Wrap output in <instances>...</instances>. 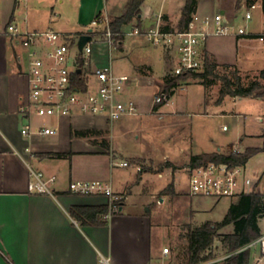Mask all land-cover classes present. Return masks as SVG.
<instances>
[{
  "label": "crops",
  "instance_id": "crops-1",
  "mask_svg": "<svg viewBox=\"0 0 264 264\" xmlns=\"http://www.w3.org/2000/svg\"><path fill=\"white\" fill-rule=\"evenodd\" d=\"M68 1L77 10L75 29L67 28L71 19L66 17L63 21V16L57 21L47 19L37 26L28 18V12L24 24H20L15 14L16 5L8 8V0L7 6L0 10V264H98L101 255L111 257L114 264H170L172 256H169L170 251L164 252L166 245L160 248L153 241L151 213L139 211V207L149 204L159 190L166 189V181L160 180L164 176L157 178L151 171L138 170L135 160L153 158L136 152L123 153L113 134V128H122L125 124L123 119L132 115L110 122L103 115L74 114L53 119L52 123L58 127L54 135L37 134L29 138L21 133L23 125L31 123L37 126L42 123V119L24 115L20 111L28 94V79L24 66L20 63V56H24L25 50L6 33L7 24L14 22L30 30L80 31L98 15H121L129 0ZM185 2L186 0H172L168 4L167 0H163L158 12H154L150 6L144 7L143 3L140 20H134L124 29L138 26L145 31L157 25L159 15H162V24L165 15L172 26H175ZM258 6L264 15L261 4L258 3ZM242 11L243 8H237V0H198L196 13L201 16L226 15L234 23L238 13ZM248 32L251 34H212L202 43V50L209 54L218 67L228 65L242 72H260L264 68H258L257 62L264 61V37L261 39L264 29L250 28ZM132 37L128 47L125 46V37L119 49L122 52H129V49L130 52H135L136 59L130 65L132 72H117L138 76V80L127 88L125 97L137 101L140 114H149L152 110V97L141 98L138 89L140 91L142 88L147 92L151 87L158 88L157 82L161 80L165 87V76L172 72H165L163 76L157 77L155 57L163 62L164 67L167 61H174L176 64L178 49L177 46L153 45L145 35ZM157 47L161 48L159 53L155 51ZM197 82H180L171 97L178 89ZM230 97L234 100L249 99L259 106V113L264 112L263 98L231 95L213 101L217 106L210 111L222 115L231 112L235 117L240 115L236 110L223 109L222 104ZM203 104L204 113H198L210 114L205 110L209 103L205 101ZM258 116L260 120L263 119L260 114ZM116 121L118 122L115 123ZM190 133L193 141L187 148L190 158L195 154L217 151L194 150L196 139L193 132ZM257 135L246 134L238 142H232L223 150H218L222 152L236 143L251 141ZM167 155L170 153L163 157ZM123 162H128V165H122ZM30 165L46 175H56L52 193L29 190L32 179ZM181 174L187 176L186 172ZM77 179H98L110 183L116 194L125 197L121 204L122 210L111 214L105 224H80L70 213L73 205L108 204L110 198L105 195L71 192L69 183ZM175 179L173 195L177 199L180 197L177 185L181 175H177ZM233 202L235 201L230 204ZM127 208L137 210H126Z\"/></svg>",
  "mask_w": 264,
  "mask_h": 264
},
{
  "label": "rangeland",
  "instance_id": "rangeland-1",
  "mask_svg": "<svg viewBox=\"0 0 264 264\" xmlns=\"http://www.w3.org/2000/svg\"><path fill=\"white\" fill-rule=\"evenodd\" d=\"M163 0H146L144 7H152L154 12H158ZM172 0H167L169 4ZM261 4V0H256ZM244 4H249L248 0H240L237 8H243ZM16 9V16L20 24H24L26 13L28 18L35 25H42L47 19L59 20L63 16V21L69 17L71 23L67 26L69 29L77 28L76 13L74 5L68 0L61 3L59 0H8L9 6ZM7 6L6 0H0V10ZM252 11V19L248 21L244 19V11L238 13L235 18L234 25L238 29L240 26L250 28L264 29V15L261 12L260 6ZM114 17H109L112 21ZM236 29V30H237ZM132 36L125 39V46L128 47L129 40ZM158 53L160 47L155 49ZM130 52V49H129ZM122 52L115 50L112 55V64L114 70L123 72H132L130 65L133 64L135 52ZM159 55V54H158ZM92 65H101L109 61L107 49H100L94 45ZM155 69L157 77H161L166 73L172 72L175 66L174 61L166 62V69L163 62L155 57ZM141 66H138V68ZM258 68H264V61L257 62ZM138 70V69H137ZM203 71V70H202ZM201 71V72H202ZM217 73L231 74L232 69L227 67H218ZM242 77V82L247 85L255 80L258 71L242 72L239 70ZM208 81H213V84L208 85L200 83V78L188 76L181 84L186 81H198L190 83L183 89L176 91L173 97L169 99V103H157L156 97L163 94L164 84L158 81V88L151 87L147 92L142 88L138 95L141 98L152 97L150 104L152 110L149 114L142 113L132 116H126L124 126L113 128L116 143L119 150L123 153H140L153 159L139 158L135 160L141 171H151L155 177L162 182L172 183L173 186L177 175H181L179 184V198H175L172 193V188H164L159 190L150 203L144 207H139V211L150 212L152 218V238L155 244L162 248L163 245L169 248V256H172L170 264H188V246L189 240L185 236L188 226L197 227L207 221L220 222L223 220L230 203L236 201V198L224 197L221 200L210 197H193L188 194L187 176L185 173L190 164V152L188 147L193 143L190 132H193L196 139L194 150L208 151L223 150L226 145L232 142H238L243 139L246 134H258L251 141H243L242 144L236 143L232 147L234 149L244 150L247 146H261L263 143L264 134V112L259 113V109L251 100L226 99L222 104L223 109L227 111L236 110L240 115H233L231 112L225 114H217L212 110L217 105L213 101L223 99L220 97V88L222 81L220 79L207 78ZM264 85V79H260ZM27 95L25 97V102ZM208 102L206 109L210 114H199L204 111L203 102ZM140 110V109H139ZM216 111V110H214ZM204 113V112H203ZM262 116V120L258 115ZM119 121V120H118ZM116 121L115 123H117ZM226 126V129H223ZM183 147L184 149H181ZM226 148L224 151H227ZM222 151V152H224ZM170 153L163 157L164 155ZM247 174L256 183L255 189L264 193V152H259L249 159L245 165ZM166 173V174H165ZM169 173V174H168ZM167 177H166V176ZM159 186V183L157 184ZM129 208V207H128ZM126 210H137V209ZM148 208L150 211H148ZM260 226L264 232V215L260 219ZM233 226L227 225L219 230L221 234L232 232ZM213 257L204 262V264H224L227 252L221 241L216 239L212 246ZM174 257V259H173ZM251 264H264V254L261 253L259 245L252 248Z\"/></svg>",
  "mask_w": 264,
  "mask_h": 264
},
{
  "label": "built area",
  "instance_id": "built-area-1",
  "mask_svg": "<svg viewBox=\"0 0 264 264\" xmlns=\"http://www.w3.org/2000/svg\"><path fill=\"white\" fill-rule=\"evenodd\" d=\"M258 2L244 4V18H252V9ZM157 25L145 31L138 26L114 31L107 15H98L80 31L30 30L17 23L10 22L6 33L25 50L20 56L24 73L28 79L27 100L21 105L20 111L27 116L42 119L40 125L27 123L22 126L21 133L25 137L34 135L50 136L56 134L58 127L52 121L62 116L84 114L103 115L113 122L126 115L139 113V105L133 98H126L127 88L138 76L118 73L112 64V55L120 49L122 43L119 35H145L156 46H177L178 60L172 74L201 72L204 70L205 58L202 43L212 34L250 35L241 26L237 30L233 20L222 14L201 16L192 15L189 27L182 31H164L162 15L158 16ZM82 35H91L82 49L79 40ZM263 39V37L261 38ZM94 45L107 49L109 61L101 65H92ZM165 96L156 97L160 103ZM236 150V149H235ZM122 165H128L123 162ZM141 171V167L138 166ZM32 179L29 190L36 193H52V185L56 175H46L43 171L30 165ZM189 195L193 197H224L238 198L243 193L251 192L256 183L247 174L245 165H230L226 162H208L189 164L186 169ZM69 190L82 195H105L110 198V213L120 209L123 195L116 194L110 183L103 180H72ZM264 254V232L254 242ZM168 253L169 248L164 247ZM98 264H114L111 257L101 255ZM204 264V263H201Z\"/></svg>",
  "mask_w": 264,
  "mask_h": 264
},
{
  "label": "trees",
  "instance_id": "trees-1",
  "mask_svg": "<svg viewBox=\"0 0 264 264\" xmlns=\"http://www.w3.org/2000/svg\"><path fill=\"white\" fill-rule=\"evenodd\" d=\"M145 0H129L121 15L116 16L111 21L114 31L120 32L134 20H140L141 6ZM256 0H248L253 3ZM240 0H237V6ZM198 0H186L182 14L175 26L169 22L167 16H163L161 28L164 31H182L189 27L192 15L196 13ZM261 7L264 12V0H261ZM138 25H140L138 23ZM143 31V30H142ZM264 37V35H261ZM118 39L123 41L122 35ZM121 46V45H120ZM205 66L202 72H187L179 75L169 73L165 76V87L163 95L165 96L162 103H166L181 81L188 76H194L201 79V83L208 88L213 81L207 78L220 79L222 86L220 88V97L231 96H252L264 99V85L260 79H264V69L261 70L255 80L245 85L239 70L235 67L226 65L232 69V73H217L218 65L211 59L209 54L203 50ZM85 134V133H81ZM259 152H264V134L263 143L259 147L250 146L244 151H237L229 147L227 151L205 152L192 155L190 164L208 163V162H226L230 165H246L251 157ZM173 189L170 183L167 188ZM174 193V190H172ZM70 213L82 225L105 224L108 218L105 215L110 213V204L102 205H73ZM114 212H112L113 214ZM264 215V194L255 188L249 193L241 194L235 202L228 208L224 218L220 222L207 221L197 227L188 226L186 237L189 240L188 246V264H201L209 261L212 255V246L216 239H219L227 252L224 264H251L252 248L254 242L262 235L260 219ZM227 225H232V232L221 234L220 229Z\"/></svg>",
  "mask_w": 264,
  "mask_h": 264
},
{
  "label": "water",
  "instance_id": "water-1",
  "mask_svg": "<svg viewBox=\"0 0 264 264\" xmlns=\"http://www.w3.org/2000/svg\"><path fill=\"white\" fill-rule=\"evenodd\" d=\"M91 40V35H82L79 40V48L82 49L84 45ZM122 210V206H120V209Z\"/></svg>",
  "mask_w": 264,
  "mask_h": 264
}]
</instances>
